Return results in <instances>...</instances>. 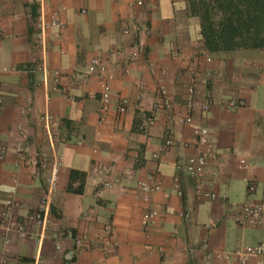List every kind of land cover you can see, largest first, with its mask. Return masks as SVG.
<instances>
[{
	"label": "crops",
	"instance_id": "1",
	"mask_svg": "<svg viewBox=\"0 0 264 264\" xmlns=\"http://www.w3.org/2000/svg\"><path fill=\"white\" fill-rule=\"evenodd\" d=\"M48 2L50 7H65V28L48 33L46 101L44 88L36 83L38 75L25 70L39 57L33 5L30 0H0V146L7 149L0 162V211L11 200L16 203L11 221H21L44 193L49 170L24 161L61 157L38 264H62L72 235L78 233L89 240L88 249L77 257L78 264H237L205 259L200 244L206 242L211 252L228 253L264 243V229L235 225L220 201L210 202L206 195L196 199L191 180L176 173V161L195 150L183 147L191 137L190 128L172 116L185 114L186 71L196 58L201 82L193 119H199L200 104L208 100L206 126L217 151V157L206 165L204 192L233 204L255 200L258 196L247 192L246 181L264 177V49L208 54L199 36L198 19L185 14L182 0H147L141 7L132 5V0ZM83 8L85 15L79 13ZM123 29L128 30L127 35L122 34ZM134 43L141 45V53L126 66L123 56ZM174 49L180 54L173 58L170 51ZM117 50L122 55H111ZM94 56L108 62L113 77L112 107L103 123H98V75L85 74ZM12 67L18 71L11 72ZM160 68L167 71L165 85L172 109L158 112L155 124L142 133L138 130L142 117L135 105L140 101L145 110L151 107L154 74ZM54 72L59 73L57 91L51 90ZM120 98L129 104L123 115L115 112ZM230 100L241 101L243 106L228 109ZM26 102H30L28 110L21 114ZM45 105L52 118L51 140L39 120ZM163 134L171 135L173 146L152 160L150 155ZM241 159L245 160L243 166ZM95 163L108 169L110 179L118 180L110 190L101 188L102 177L90 173ZM70 170L85 174L81 194L67 191ZM148 173H154L162 187L150 198L157 217L144 224L140 214L145 204L135 198V182ZM175 175L181 198L173 189ZM182 206L190 210L187 221L179 217ZM84 211L88 219L82 217ZM107 221L114 225L118 245L103 254L96 237ZM57 231L64 234L60 251L54 250L49 236ZM8 237L5 250L0 231V259L5 257L6 264H33L36 244L14 232ZM246 264H264V257Z\"/></svg>",
	"mask_w": 264,
	"mask_h": 264
},
{
	"label": "built area",
	"instance_id": "2",
	"mask_svg": "<svg viewBox=\"0 0 264 264\" xmlns=\"http://www.w3.org/2000/svg\"><path fill=\"white\" fill-rule=\"evenodd\" d=\"M64 3L72 0H57ZM83 1V0H79ZM147 0H132V5L141 7ZM173 1V0H171ZM35 10L34 16V41L39 51V57L36 61L25 69L28 73H35L38 75L37 85L44 88L46 94V101L48 99V68L45 62L46 52L49 49L47 42L48 33L52 30L61 31L65 28V22L62 18V14L65 12V7L60 4L59 6L50 7L48 0H30ZM81 15L86 14V9H80ZM143 33H148L146 28L142 29ZM123 35L128 34L127 29L122 30ZM2 39V33L0 32V40ZM141 53V45L134 43L133 48L126 56H123V63L126 66L136 62ZM180 54L179 49L170 51L171 57H178ZM113 56H120L122 52L120 50L113 51ZM197 59H194V63L197 64ZM205 61L209 62V56L205 57ZM192 64L186 71L187 85L185 87V101H184V115L173 114L174 120L179 124L186 125L190 128L191 137L183 147H191L195 150V153L186 157L178 159L174 165L176 173H184L193 184V193L196 199H200L206 195L208 201L216 202L220 201L221 207L227 212V218L239 227L250 226L258 229H264V177L260 181L252 180L246 181V190L249 194H257V198L253 201L242 203H228L225 197L218 199L214 193L205 194L203 188V178L206 169L207 162L217 157V151L209 139L208 129L206 126V115L209 111L210 103L204 99L199 107L200 117L197 121L193 119V113L196 107L195 97L197 88L201 82L200 73L195 64ZM149 69L153 72V67L150 64ZM11 72H17L18 69L12 67L9 69ZM126 73L128 71L126 70ZM86 75L97 74L98 75V123H103L112 107V74L109 70L108 62L103 61L100 57H91L86 65ZM167 71L164 68H160L158 74H154L155 79V94L151 107L145 110L142 103L139 101L135 105V111L141 115L142 123L139 125L138 130L142 133L155 124L156 114L160 111L170 113L172 109V103L168 97V89L165 85V77ZM53 86L52 91H57L59 85V73H53ZM49 89V88H48ZM30 102H26V107L21 110V114H25L28 110ZM236 106H243V102L230 100L227 103V108L231 109ZM129 107L128 101L125 98H120L115 104V112L118 115L126 113ZM0 105V115H1ZM41 127L48 138L51 140V126L52 118L49 114L48 108L45 105L40 117ZM19 135L23 136V131L19 129ZM173 146V140L171 135L163 134L161 142L157 145L155 151L150 155V159L157 160L161 155L169 151ZM7 149L4 146H0V162L6 157ZM24 161V160H22ZM27 164L36 165L41 170H49V175L46 179L44 193L38 201L37 206L29 211L21 221L12 222V211L16 207V203L11 200H7L3 203L0 211V231L4 233L3 246L6 250L10 244L8 235L14 232L20 239L33 241L36 244L37 251L33 261V264H38L40 246L43 240L46 238L48 227L50 224V205L52 198L56 193V180L59 166L61 165V157L59 155H53L51 159L45 156H40L29 161H24ZM240 165H245V160H239ZM91 174L99 175L103 178L101 182V188L110 190L117 179H110L108 169L100 164H94L90 170ZM77 184V183H75ZM74 184V185H75ZM173 189L177 197H182V191L179 186V178L175 175L172 179ZM161 181L154 173H148L144 178L135 182V198L145 204L141 211L140 217L144 224H150L157 217V210L150 205L151 195L158 193L161 190ZM82 217L88 219V213L82 212ZM179 217L182 220L190 219V210L187 207L182 206L179 211ZM35 230V231H34ZM53 241V248L55 251H60L62 248V240L64 238L63 232H52L50 235ZM96 241L99 244V251L103 254L107 252L110 247L117 246L116 231L112 222H105L100 234L97 235ZM89 247V240L84 234L72 235V241L70 249L68 250L65 259L62 264H78L77 257ZM200 249L203 250L204 257L207 260L215 259L221 261H235L237 264H246L250 259L264 257V243H257L254 245H246L239 247L228 253H218L208 251L206 242L200 244ZM189 250H191L189 248ZM0 264H6L5 257L0 259Z\"/></svg>",
	"mask_w": 264,
	"mask_h": 264
},
{
	"label": "trees",
	"instance_id": "3",
	"mask_svg": "<svg viewBox=\"0 0 264 264\" xmlns=\"http://www.w3.org/2000/svg\"><path fill=\"white\" fill-rule=\"evenodd\" d=\"M188 2L190 14L198 19L199 36L208 54L264 49V0ZM84 178L83 172L70 170L67 191L81 194Z\"/></svg>",
	"mask_w": 264,
	"mask_h": 264
},
{
	"label": "rangeland",
	"instance_id": "4",
	"mask_svg": "<svg viewBox=\"0 0 264 264\" xmlns=\"http://www.w3.org/2000/svg\"><path fill=\"white\" fill-rule=\"evenodd\" d=\"M182 3H183V6L185 8V11H186L185 14L192 16L190 14V11H189V7H188L189 2H188V0H182ZM192 17H194V16H192Z\"/></svg>",
	"mask_w": 264,
	"mask_h": 264
}]
</instances>
